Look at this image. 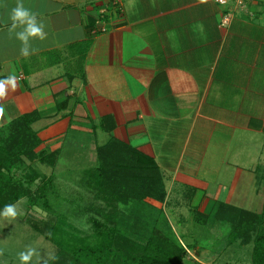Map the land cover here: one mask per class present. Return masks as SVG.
I'll return each mask as SVG.
<instances>
[{
	"label": "crops",
	"instance_id": "0c3cea01",
	"mask_svg": "<svg viewBox=\"0 0 264 264\" xmlns=\"http://www.w3.org/2000/svg\"><path fill=\"white\" fill-rule=\"evenodd\" d=\"M23 2L47 38L21 56L8 35L16 0H0V80L11 75L17 85L0 100V126L38 111L37 150L60 158L64 144H131L168 181L161 206L178 208L177 190L205 213L219 201L264 206V155L256 156L264 154V0L245 9L216 0Z\"/></svg>",
	"mask_w": 264,
	"mask_h": 264
},
{
	"label": "trees",
	"instance_id": "16d2710c",
	"mask_svg": "<svg viewBox=\"0 0 264 264\" xmlns=\"http://www.w3.org/2000/svg\"><path fill=\"white\" fill-rule=\"evenodd\" d=\"M81 45L86 48L90 42L78 44ZM38 119L39 113L35 110L0 126L1 211L23 197H28L34 206L50 209L49 195L55 194L53 178L41 173L44 182L34 191L31 184L39 174L32 173L26 179L17 175L23 158L51 166L60 160L59 150H37L41 139L33 124ZM96 157L97 166L87 170L90 183L96 185L99 192H110L116 199L126 198L124 203L132 199L145 205L140 212L128 211L127 221L156 224L145 237L140 234V241L130 240L117 233L125 216L113 206L108 213H99L103 214L102 219L91 217L90 222L99 237L97 242H91L87 237L66 230V222L60 217L52 227L51 236L60 252L69 256V264H182L190 250L189 244L183 242L161 213L163 205L160 204L167 197L166 177L155 159L116 138L98 145ZM192 215L194 221L201 224H228L227 247L235 243L239 247L252 244V263L264 264V206L258 212L219 201L208 213L195 206Z\"/></svg>",
	"mask_w": 264,
	"mask_h": 264
},
{
	"label": "rangeland",
	"instance_id": "374dc122",
	"mask_svg": "<svg viewBox=\"0 0 264 264\" xmlns=\"http://www.w3.org/2000/svg\"><path fill=\"white\" fill-rule=\"evenodd\" d=\"M100 134L99 141L102 143L109 134L104 131ZM64 146L60 160L52 166L23 158L24 162L17 171L18 178L26 179L32 173L39 174L36 181L31 184L32 190L36 191L44 182L41 173L46 174L53 178L55 194L49 195V210L34 206L28 197H23L13 204L18 212L15 218L0 215V252L3 253L0 255V264H21L19 254L29 248L36 249L41 258L39 264H45V261L46 264H69V256L60 252V248L54 244L51 236L52 227L61 218L66 222L64 227L66 230L80 237H87L91 242H97L99 239L90 222L91 217L102 219L103 214L99 215V213H108L113 206L120 215L125 216V221L120 223L117 231L124 237L140 241L141 233L145 237L155 227L156 223L143 222L144 224L140 223V225L138 222L127 221L130 215L127 212L131 209L140 212L144 204L140 205L132 199L124 203L126 198L119 200L112 197L110 192L105 194L99 192L98 187L90 183L87 170L97 166L98 163L93 144H64ZM263 155L256 156L263 158ZM165 183L167 188L168 181ZM171 200L180 201V206L178 208L173 204L163 206L161 213L166 223L176 231L183 242L189 244L190 250L187 251L182 264H253L252 244L239 247L238 243H235L227 247L230 232L228 224L206 225L195 222L192 215L194 203L187 205L186 202L190 198L183 197V191L180 195L178 190L174 191ZM151 202L155 201L151 200ZM174 208L177 211L180 209V212L175 214L172 212ZM262 208V206L251 207L253 211L258 212ZM3 211L0 210V214ZM30 264H37L36 256H33Z\"/></svg>",
	"mask_w": 264,
	"mask_h": 264
},
{
	"label": "clouds",
	"instance_id": "9594fccd",
	"mask_svg": "<svg viewBox=\"0 0 264 264\" xmlns=\"http://www.w3.org/2000/svg\"><path fill=\"white\" fill-rule=\"evenodd\" d=\"M9 20L11 24L8 28L9 38L13 35L16 40L20 42V55L27 58L35 54L38 49L33 47L31 41L40 40L43 41L47 38V32L45 31V23L38 19V14L33 12L30 8L25 7L23 0H16L15 7L11 8L9 12ZM21 29L17 31V29ZM11 86L12 90L16 89L15 77L9 75L6 79L0 80V100H3L7 95V86ZM4 117V107L0 104V120ZM6 218H15L18 215L15 205H6L2 214ZM3 253L0 252V255ZM33 256L37 257V264H39L40 256L36 249L29 248L25 252L19 254L21 264H30ZM55 259L56 257H52ZM46 264V261H45Z\"/></svg>",
	"mask_w": 264,
	"mask_h": 264
},
{
	"label": "built area",
	"instance_id": "2783aa9c",
	"mask_svg": "<svg viewBox=\"0 0 264 264\" xmlns=\"http://www.w3.org/2000/svg\"><path fill=\"white\" fill-rule=\"evenodd\" d=\"M217 2H219L222 5H231L233 4V6L237 9H244L247 8L248 4L250 2H252L253 0H216ZM115 4H119L121 3V0H114ZM231 19V14L229 12H227V14H225L224 19L221 20V24L227 25L230 22ZM103 29H105V27H103Z\"/></svg>",
	"mask_w": 264,
	"mask_h": 264
}]
</instances>
